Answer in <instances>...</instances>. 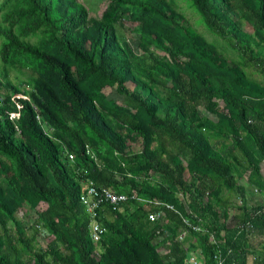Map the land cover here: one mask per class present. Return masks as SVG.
Here are the masks:
<instances>
[{
	"label": "trees",
	"instance_id": "trees-1",
	"mask_svg": "<svg viewBox=\"0 0 264 264\" xmlns=\"http://www.w3.org/2000/svg\"><path fill=\"white\" fill-rule=\"evenodd\" d=\"M184 1L237 59L175 0H108L99 17L79 0H0V264H213L209 231L229 261L264 264V202L247 195L264 192V0ZM11 68L31 75L14 84ZM88 184L130 198L94 219Z\"/></svg>",
	"mask_w": 264,
	"mask_h": 264
},
{
	"label": "built area",
	"instance_id": "built-area-1",
	"mask_svg": "<svg viewBox=\"0 0 264 264\" xmlns=\"http://www.w3.org/2000/svg\"><path fill=\"white\" fill-rule=\"evenodd\" d=\"M262 171L264 173V163L262 166ZM132 198H135L136 196L133 194L131 195ZM129 195L126 193H119L116 191H113L110 188L107 187H99L93 184H88L84 191L81 194V202L86 207L87 211L91 213L92 217L95 219L97 210L103 207L105 204L112 206L114 209L121 206L123 203L129 200ZM138 200H141L138 198ZM145 205H154L158 207H166L168 209H174L173 205L165 204L159 201H148L145 200ZM163 216V210L162 208H158V210L150 211L148 214V219L150 221H159ZM185 225L191 228L194 231H206L200 224L198 223H192L189 219L183 220ZM247 227V225L242 224L240 225V228ZM252 226L249 225V228ZM91 230V237L94 240H98L100 235L103 232V228L101 224L94 220L90 225ZM210 235V239L215 243L214 247V253H213V264H236L235 260H228V255L232 253V249L227 250V254L225 255L223 253V248L221 245V242L217 240L216 233L213 231L208 232ZM187 230L182 231L179 234V239L181 241H185L187 238ZM201 255L192 254L190 257V263L191 264H204L202 262V259L199 257Z\"/></svg>",
	"mask_w": 264,
	"mask_h": 264
},
{
	"label": "rangeland",
	"instance_id": "rangeland-1",
	"mask_svg": "<svg viewBox=\"0 0 264 264\" xmlns=\"http://www.w3.org/2000/svg\"><path fill=\"white\" fill-rule=\"evenodd\" d=\"M79 1L84 3L90 9V16L91 17H99L101 15L102 11L104 10V8L108 4V0H79ZM175 4L180 11L185 13V15L188 17V19L192 23V25L201 34H203L210 42L215 43L219 47V49H221L224 52V54L227 55L228 57L237 59V55L234 52V48L231 46V43L229 41H227L224 38L212 33L211 31H209L205 27V25L203 23L198 22L199 16L195 13L196 10L194 8H189L184 0H175ZM200 20H201V18H200ZM0 21H1V15H0ZM127 26L128 27L132 26V24L128 23ZM128 27L118 26V33H119L120 37L128 40L129 43L131 44V46L134 48V50L140 54L141 52L139 49V37L134 31L130 30ZM246 29L249 30L250 32H253V28L251 27L250 24H246ZM2 42H3V39L0 37V47H1ZM159 53L163 54L160 51H159ZM30 75H31V71L28 69H24L22 71H19V70L11 68V69H9L8 79L14 84H20L21 85V83H24L25 78H27ZM1 80L3 82H5L4 78H1ZM0 86H1V84H0ZM1 89H2L1 93L5 94L7 92L5 88L2 87ZM107 95L110 99H114L120 103L123 100V97L113 88H110L107 90ZM201 111L206 116H208L210 118H214L213 114L210 111L206 110L205 108L201 107ZM243 181H245V180H243ZM253 193H254V190H253ZM254 194L257 195V197H259V198L261 196H262V198H264L263 192L259 191L258 194H257V192H255ZM235 201H236V199H235ZM252 201H254V200H252ZM45 207H46V204L42 203L39 208L42 209ZM18 217L19 218L21 217L20 213H18ZM30 222H31V219L28 221V224ZM258 238L259 237H257V238L255 237L254 239H252L253 243H257ZM38 240H39V243L41 245L46 244V237H44L43 235H40Z\"/></svg>",
	"mask_w": 264,
	"mask_h": 264
},
{
	"label": "crops",
	"instance_id": "crops-1",
	"mask_svg": "<svg viewBox=\"0 0 264 264\" xmlns=\"http://www.w3.org/2000/svg\"><path fill=\"white\" fill-rule=\"evenodd\" d=\"M264 193V192H263ZM247 195H248V197L250 198L249 199V201H251V202H254V201H256V202H259V203H262L263 201H264V198H262V196L259 198V197H257V195H255L254 193H253V190L250 188V189H248V193H247ZM252 200H254V201H252ZM250 257V256H249ZM250 259H253V257H250Z\"/></svg>",
	"mask_w": 264,
	"mask_h": 264
}]
</instances>
